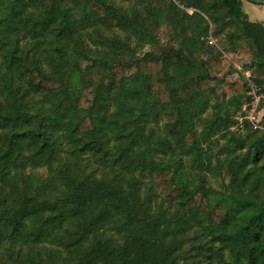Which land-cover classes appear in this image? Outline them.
Here are the masks:
<instances>
[{"label": "trees", "instance_id": "obj_1", "mask_svg": "<svg viewBox=\"0 0 264 264\" xmlns=\"http://www.w3.org/2000/svg\"><path fill=\"white\" fill-rule=\"evenodd\" d=\"M245 70L264 92L242 0H0V264H264V133L232 130Z\"/></svg>", "mask_w": 264, "mask_h": 264}, {"label": "rangeland", "instance_id": "obj_2", "mask_svg": "<svg viewBox=\"0 0 264 264\" xmlns=\"http://www.w3.org/2000/svg\"><path fill=\"white\" fill-rule=\"evenodd\" d=\"M248 3L249 4H246V9H245L246 11H247V7H249V9H248L249 12L253 10L252 9L253 7H255L256 9H259V8L264 9L263 4H257V3H253V2H248ZM189 11L192 12V10H189ZM166 13H167V8L157 10V26L155 29V31L158 35L157 36L158 39L160 40L161 43H164V44L171 43V40H173V38H174L173 37V35H174L173 31L174 30L172 29V25L169 22V20L166 16ZM104 34L110 35L112 33L104 31ZM119 36L123 38L121 32H120ZM96 41H98V38H96V35L94 33L89 35L88 37H86V43H89V46H91L93 49H99V51H101L102 47H101V45L95 44ZM150 48H151V46L147 45L143 49L138 50V52L141 51L144 54L146 51H149ZM100 54L102 55L103 53H100ZM243 59L244 58H242L240 55H235V56H232L229 54L226 55L223 71L227 72L230 69H237L236 64L242 65ZM222 75H223V73L220 74V77H222ZM236 76L237 75L234 74L232 76V78L236 77ZM250 79L255 84V90L258 93H264L263 91L260 90V88L258 87L256 82L253 80L252 73L250 74ZM248 82H249V86H250V80H248ZM213 85H215V82H213ZM221 91H218V92L221 93ZM250 91H251V88H250ZM81 94H82L81 90H78V89L71 90L68 94V97L72 100H79L81 97ZM212 97L214 98V94L212 95ZM212 102H215V99H213ZM207 114H209V112L206 113V115ZM234 119L238 122L237 125L232 128V130H234V131H242L244 129V122H245V120H247V121H249V124H251L252 129L258 130V131L264 133V98H261V99L255 101L253 94H251L250 101H248L247 103H245L243 105L242 110L235 116ZM202 129H203V127H200L199 131H201ZM167 134L169 135V133H167ZM148 135H150V131H148ZM152 136H156V139H157V134L152 135ZM214 140H216V139H214ZM220 141L222 143L225 142V140L222 137H220ZM158 144L159 143L158 142L156 143L152 137L151 145L153 147L157 148ZM206 145L207 144H204V146H206ZM213 147L216 148V145L214 144ZM194 160H195L194 157L187 155L186 157H184L183 164L184 165H191L194 162ZM216 163H217L216 158L211 157V164L209 165V173L206 172V175H207V178L209 179V181L211 182L212 187H214L215 190H217V189L221 190V189H223V184H224L223 175H224L225 171L218 169V168L216 169ZM37 172L41 176H44V177L47 176V171L44 168L38 169ZM180 172L183 176V179H186V180L189 179L191 186H193L197 182V178H198L197 172H192L189 170H181ZM146 180H148V179H146ZM142 187L144 188L143 185H142ZM143 192H144V189H143Z\"/></svg>", "mask_w": 264, "mask_h": 264}, {"label": "crops", "instance_id": "obj_3", "mask_svg": "<svg viewBox=\"0 0 264 264\" xmlns=\"http://www.w3.org/2000/svg\"><path fill=\"white\" fill-rule=\"evenodd\" d=\"M248 2H250V1H248V0H242V8H243V11L248 15L249 20L252 21V22H257V23H261V24L264 25V9H260V8L259 9H256L255 7H253L252 8L253 10L249 12L248 11L249 7H247V11H246L245 10L246 9V4H249ZM211 41H213V43H211ZM217 41H218V38H215L212 35H210V37L208 38V42L210 44L217 45L218 44ZM224 54H225V56L228 55V54L229 55H232V56L240 55L242 58H244L242 62H244L245 60H247L249 58V55L247 53H245V52H240V53L224 52ZM236 66H237V69L238 70H243L241 64L240 65L239 64L238 65L236 64ZM242 72H243L245 78H247V76L251 74V71L250 70H245V71H242Z\"/></svg>", "mask_w": 264, "mask_h": 264}, {"label": "built area", "instance_id": "obj_4", "mask_svg": "<svg viewBox=\"0 0 264 264\" xmlns=\"http://www.w3.org/2000/svg\"><path fill=\"white\" fill-rule=\"evenodd\" d=\"M211 43H213V41H211ZM247 79L250 80V86H251V91L250 93L253 94L254 98H255V101L261 99V98H264V93H258L256 90H255V84L251 81L250 79V75L247 76Z\"/></svg>", "mask_w": 264, "mask_h": 264}, {"label": "water", "instance_id": "obj_5", "mask_svg": "<svg viewBox=\"0 0 264 264\" xmlns=\"http://www.w3.org/2000/svg\"><path fill=\"white\" fill-rule=\"evenodd\" d=\"M248 1L253 2V3L263 4L264 5V0H248Z\"/></svg>", "mask_w": 264, "mask_h": 264}]
</instances>
